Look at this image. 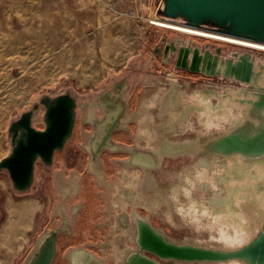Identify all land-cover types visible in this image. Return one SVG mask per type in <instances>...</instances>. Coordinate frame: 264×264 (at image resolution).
<instances>
[{"label": "rangeland", "instance_id": "374dc122", "mask_svg": "<svg viewBox=\"0 0 264 264\" xmlns=\"http://www.w3.org/2000/svg\"><path fill=\"white\" fill-rule=\"evenodd\" d=\"M157 1L0 0V159L11 150L9 124L39 103L43 96L70 93L76 98V120L69 141L82 150L85 146L91 147L95 138V126L90 117L102 119L105 115L107 97L104 95L112 96L115 101L118 96L120 101L125 100L134 92L138 81L141 91L137 97L141 101L135 102L126 118L147 111L148 107V112L155 108L164 89L144 91L143 86L156 79L153 76L156 69L151 67L150 71L153 63L146 68L148 52L154 48L160 33L176 34L151 23L150 17L156 18ZM142 99L150 106L142 107ZM245 107L238 105L232 113L241 119L248 114ZM42 114L40 106L33 118L35 126H43ZM218 114L217 128L201 125L197 130L201 137L207 135L208 138L221 126L226 130L228 114ZM202 116L205 118L207 114L202 112ZM149 135L147 132L144 136L148 147L153 145ZM201 155L210 164L200 171L193 168L192 163L180 166L176 161L164 162L162 167L152 169L157 181L153 191L141 188L143 170L140 169L119 167L105 185L96 180L106 194L104 200H114V212L120 209L115 206L119 201L107 192L120 188L124 198L120 195V199L127 203L122 209L131 202L129 207L138 209L139 214H144L176 241L236 247L259 230L264 217V168H261L264 160L247 164L244 159ZM39 163L35 184L26 194L14 193L6 173H0V264H26L38 242L52 229L48 220L53 208L52 182L56 173L53 167ZM230 166L241 171L242 177L236 178L233 182L236 184L227 186L219 176L224 179L229 175L226 173ZM246 171L250 172L249 176ZM61 178L69 179L68 176ZM44 182L47 188L41 192ZM215 191L221 197H233L232 205L224 203L214 212L208 204ZM128 195L133 197L131 201ZM71 199L78 201L79 198L72 196ZM16 212L25 214L23 222L16 220L15 224ZM11 221L14 225L9 230L6 227ZM232 263L241 264L239 261ZM164 264L185 263L168 261Z\"/></svg>", "mask_w": 264, "mask_h": 264}, {"label": "water", "instance_id": "95a60500", "mask_svg": "<svg viewBox=\"0 0 264 264\" xmlns=\"http://www.w3.org/2000/svg\"><path fill=\"white\" fill-rule=\"evenodd\" d=\"M156 7V19L264 43V0H158ZM175 32V36L167 40L171 52L165 53L161 62L171 63L174 70L200 73L215 82L216 94L199 100L200 115L195 112L196 117L193 116V106L186 107L185 111L181 110L182 103L178 99V94L172 89L158 86L149 90L153 91L160 87L164 89L155 108L149 109L151 112H148L150 105L147 104L146 99H142L141 105L148 107L147 111H143V116L145 112L148 116L144 132L145 135L147 132L150 133L149 140L153 143L152 146L148 147L145 144L147 140L145 138L141 142H135L134 146L113 139L112 132L126 117V113L128 114L124 107H120V111L115 116L101 120V123L105 122L104 129L102 125L96 126L94 129L96 139H93L91 147H83L88 155L87 164L95 163L101 172L103 153L125 152L126 157L110 159V161L115 163L117 168L143 170L140 179L141 188L147 192L156 189L157 184L151 170L162 167L164 162L176 161L178 165L181 163L180 166L192 163L193 168L200 171L210 164L201 153L244 159L247 164L264 160V80L259 76L264 69V50L221 41L239 47L227 52L226 55L225 50L221 52L220 47L212 51L214 44L196 45L193 40L185 39L184 35L192 37L194 36L192 34ZM224 81L228 83L226 90L225 84L222 83ZM192 85L186 84L185 92L189 93L193 104ZM220 85L224 87L220 88ZM245 85H248L252 91L256 90L257 93L242 94L241 90ZM200 87L204 89L207 85L202 83ZM223 90L227 93H222ZM109 97L114 101L112 96ZM182 102L186 103L187 99L182 98ZM242 103L245 104L248 114L240 119L239 115L232 112H234L233 108L237 110L238 105ZM40 106L43 108V129H36L33 118ZM76 107V98L70 93L53 97L43 96L39 103L22 112L9 124L11 150L8 155L0 159V171L9 172L15 190L28 189L33 180L35 161L51 164L54 152L62 150L64 144L71 138L76 120ZM251 111L253 116L250 114ZM186 112L191 115L187 116ZM202 112L206 113L207 117L204 118ZM218 112L228 114L226 130L221 126L213 135H208V138L207 135L206 137L198 135L196 126L195 129L193 128V118L199 122V129L203 124L217 128L216 119L220 116ZM253 117L257 120L256 123ZM174 122L178 127H173ZM190 128L194 131L189 130ZM229 168L232 169L231 166ZM237 172L236 178L241 179V171L237 170ZM246 173L250 175V172L246 171ZM226 174H229V170ZM100 175L102 176L101 173ZM219 177L227 186H232L237 180L228 175L224 179L222 176ZM218 193L215 191L214 195ZM216 197L218 200L215 203L218 204L213 203ZM210 200V204L203 202L213 207L214 212L219 210L217 206L233 203V197L225 198V195L214 196ZM132 219L136 225V236L134 246L131 247L123 264H164L168 261L185 264L201 262L235 264L232 263L233 261H239L241 264H264V217L259 230L236 247H222L213 243L206 245L179 242L156 228L150 220L139 215L138 212L132 214ZM42 240L40 252L44 251L43 257L41 259L40 254L37 253L38 255L32 258L31 264H50L52 261L55 236L50 233Z\"/></svg>", "mask_w": 264, "mask_h": 264}, {"label": "flooded vegetation", "instance_id": "af4514ba", "mask_svg": "<svg viewBox=\"0 0 264 264\" xmlns=\"http://www.w3.org/2000/svg\"><path fill=\"white\" fill-rule=\"evenodd\" d=\"M172 36H175V34H167V32L160 33L156 39L154 48H152V51L148 52L149 63L146 65V68H148L152 63L154 64V66L153 64L150 66V71L151 67L156 69L153 70V76L156 79L153 83L144 85V91L152 90L158 86H164L169 90L172 88V91H175L178 94V99L182 103L180 109L185 111L186 107L193 106V116L196 117L195 112H197V115H200L199 109L201 108V105L199 100L201 98L206 99L211 94H216L215 82L211 81L213 79L203 77L200 73H191L182 69L174 70L171 63L164 64L161 62L164 54H169L171 52V46L170 44H167V40L171 39ZM187 38L193 40L196 45L204 43L214 44L215 46L212 48V51L220 47L221 52L225 50L226 55L227 52L236 49L228 48L221 42H213L208 39L195 38L193 36ZM159 42L160 44H158ZM262 72L263 73L259 74V76L264 80V69ZM225 82L226 81L222 83L225 84L226 90L228 83ZM202 83L207 85V87L201 89L200 86ZM186 84H193V104L190 101L189 93L185 92ZM219 87L222 88L224 86L220 85ZM250 89L251 88H248V85H245L241 92L242 94H249L253 92L257 93L256 90L252 91ZM133 90L134 92L130 95L132 96L130 102L126 99V101H120V96H118L117 101H111V99H109V95H104V97H107L104 100V106L106 107L104 117L102 119L91 118L95 128L96 126L98 127V125H102V128L104 129L103 126H105V122L101 123V120H108L110 116H115V114L120 111V107H124V110L126 111L128 109H132V106L135 105V102L138 99L137 94L141 91L138 81L135 83ZM225 90H223L222 93H224ZM182 98H186L187 102L183 103ZM240 105L243 107L245 106L243 103ZM185 114L187 116L191 115L189 112H186ZM250 114L253 116V111H251ZM193 119V128L195 129L196 126V130H198L200 124L195 121V118ZM254 121L256 123L257 120L255 119ZM174 123L173 127H178V125L176 123L175 125ZM119 124H121V122ZM135 127L136 126L133 122L130 123V129L133 130ZM35 128L43 129V126H35ZM118 128L119 125L117 124L116 129L112 132V136L114 135L116 137L114 139L128 145L133 144L134 146L135 143L128 140L125 133L116 132ZM194 129L190 128L189 130L194 131ZM68 141L64 144L62 150L54 152L51 164H44L41 162L43 166L53 167L56 173L54 183L52 182L53 208L48 220L50 222V228H52L48 234L52 233L55 236L54 251L50 264H112V261H114L115 264H123L125 257L131 250V247L134 246L136 225L133 222L132 214L134 212H138V209H132L129 207L132 204L131 202L128 203L125 209H122L121 206L127 203L120 199V195L122 193L120 191L122 190L118 188L116 192H107V195H114L115 200L119 201L115 204V206H118L120 209H118L117 212H114L112 210L114 200H104L106 198L104 195L106 194H103V191L101 190L103 187L97 183L96 178L100 182L103 181L105 185L110 178L109 176L112 177V175L118 171L117 166L115 163L113 164L110 159L123 158L126 153L121 152L123 154L113 155L103 153V170L101 172L95 163L89 165L87 164L88 155L84 152V150L79 149L75 144ZM39 165V161H35L33 167V180L30 187L23 191L15 190L12 187L10 175L7 170H1L0 173H6L14 193L26 194L30 192L35 184ZM236 172L237 171L234 169H231L229 170L228 176L236 178ZM60 176H68L69 179L65 181V179H62ZM46 188L47 187L44 182L42 187L43 190L41 189V192H45ZM58 195L61 197L60 199H58ZM72 196L79 198L78 201H72ZM121 197L123 198V195H121ZM128 197L130 198L131 195H128ZM109 198L111 197L109 196ZM131 199H133V197H131L129 201H131ZM66 205L67 207L65 208ZM139 215H141V213ZM141 216H144V214ZM54 221L55 224L53 225ZM56 221L58 222L56 223ZM153 225L157 228L155 224ZM42 243L43 240L41 239L26 264H31L32 258H35L37 253L40 254V258L42 259L44 252H40V246Z\"/></svg>", "mask_w": 264, "mask_h": 264}, {"label": "bare ground", "instance_id": "6f19581e", "mask_svg": "<svg viewBox=\"0 0 264 264\" xmlns=\"http://www.w3.org/2000/svg\"><path fill=\"white\" fill-rule=\"evenodd\" d=\"M150 21H151L152 24L157 25V26H159L161 28H166V29L173 30V31L183 32V33L192 34V35L201 36V37H207V38L215 39V40H218V41H225V42H230V43H234V44H238V45L254 47V48H258V49L264 50V43L254 42V41L245 40V39H242V38H237V37H233V36H229V35H224V34H220V33H215V32L205 31V30H201V29H197V28H193V27H188V26H184V25H181V24L172 23V22H169V21L159 20V19H156L154 17H150ZM199 186H201V185H199ZM213 195H214V193H213ZM218 195H219V193H218ZM217 200L218 199L216 197L213 203H215ZM215 204H218V203H215ZM15 216H16L15 224H16V220H19V221H22V222L24 221V216H25L24 213H21V215H19L18 212H16ZM10 224L11 225H8L6 227L9 230L13 229L12 226L14 225L12 221H11ZM6 228H5V230H6Z\"/></svg>", "mask_w": 264, "mask_h": 264}, {"label": "crops", "instance_id": "0c3cea01", "mask_svg": "<svg viewBox=\"0 0 264 264\" xmlns=\"http://www.w3.org/2000/svg\"><path fill=\"white\" fill-rule=\"evenodd\" d=\"M131 97H128V102L131 101ZM139 100L137 99L136 102H138ZM143 101V100H142ZM143 107V106H142ZM129 110V111H128ZM128 113L131 114V109H128ZM126 111V112H127ZM143 113H135L132 115H129V118L126 117L122 119L121 124H119V128L117 129L116 132H123L127 135V139L135 142H141L144 139L145 136V132H144V127L146 125V122H148V116H147V112H145V117L143 116ZM127 120V121H126ZM126 121V122H124ZM134 123L135 124V128L130 129V123ZM113 139L116 138L114 135L112 136ZM115 140V139H114ZM116 142H120L118 140H115ZM122 143V142H120Z\"/></svg>", "mask_w": 264, "mask_h": 264}]
</instances>
